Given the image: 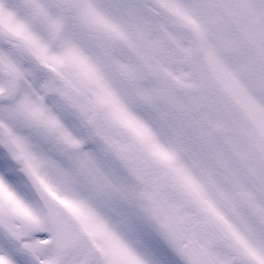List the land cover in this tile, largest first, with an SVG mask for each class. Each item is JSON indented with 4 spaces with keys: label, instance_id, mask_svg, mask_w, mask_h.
Wrapping results in <instances>:
<instances>
[{
    "label": "snow or ice",
    "instance_id": "6c2138e0",
    "mask_svg": "<svg viewBox=\"0 0 264 264\" xmlns=\"http://www.w3.org/2000/svg\"><path fill=\"white\" fill-rule=\"evenodd\" d=\"M0 264H264V0H0Z\"/></svg>",
    "mask_w": 264,
    "mask_h": 264
}]
</instances>
